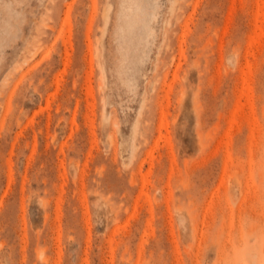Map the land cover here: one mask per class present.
<instances>
[{
  "label": "rangeland",
  "instance_id": "rangeland-1",
  "mask_svg": "<svg viewBox=\"0 0 264 264\" xmlns=\"http://www.w3.org/2000/svg\"><path fill=\"white\" fill-rule=\"evenodd\" d=\"M0 264H264V0H0Z\"/></svg>",
  "mask_w": 264,
  "mask_h": 264
}]
</instances>
